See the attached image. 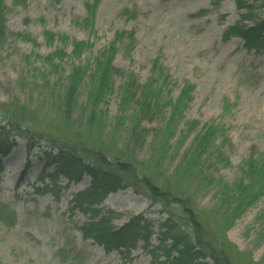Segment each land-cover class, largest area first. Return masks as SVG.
Returning <instances> with one entry per match:
<instances>
[{
  "label": "rangeland",
  "instance_id": "1",
  "mask_svg": "<svg viewBox=\"0 0 264 264\" xmlns=\"http://www.w3.org/2000/svg\"><path fill=\"white\" fill-rule=\"evenodd\" d=\"M0 1L7 8L0 31V116L24 114L59 147L111 173L121 171L124 181L92 213L73 210L91 178L70 182L55 166L46 168L43 148L29 152V140L0 123L10 144L0 174V264L173 263L178 254L168 253L171 242L163 237L165 211L190 234L200 219L222 262L226 255L227 264H264V196L238 219L236 212L245 202L237 184L248 185L243 172L264 153V48L248 50L237 37L225 40L244 13L236 0H99L94 20L88 4L95 0ZM255 9L253 15L264 19V9ZM124 33L134 34L135 43L129 50L128 40L118 42L112 63L118 73L96 118L87 77L68 118L60 104L73 69L89 73L95 58ZM157 60L168 82L158 100L163 108L158 116L139 114L150 96L147 85L159 80ZM131 81L133 98L123 108ZM186 85L193 87L192 101L175 113ZM42 133L33 143L52 147ZM205 133L210 145L196 152ZM72 143L81 145V153ZM259 169L251 171L259 175ZM92 215L114 230L142 220L143 238L131 250L107 253L85 236Z\"/></svg>",
  "mask_w": 264,
  "mask_h": 264
},
{
  "label": "trees",
  "instance_id": "2",
  "mask_svg": "<svg viewBox=\"0 0 264 264\" xmlns=\"http://www.w3.org/2000/svg\"><path fill=\"white\" fill-rule=\"evenodd\" d=\"M98 3L99 0H95V3L93 5L88 4V11L91 20L94 18ZM236 5L240 11H244L242 20L240 23L230 27L226 31L225 40L228 41L233 37H237L244 41V46L248 50L254 49L256 51H259L263 49L264 19H259L253 14L257 11L255 7L264 9V0H236ZM6 12L7 8L3 5L2 1H0L1 35L4 34V30L6 29ZM47 37L49 38L50 42H52L55 36L52 33H48ZM125 39L129 42L127 44L130 50V44L134 45L135 43L134 34H120L117 36L116 42L113 43L109 49L105 50L95 58V65L92 69H90L89 73L88 71H85L81 68L73 69V72L69 77L70 84L69 86H67L66 90L63 89L64 92L62 91L60 104V110L62 112L64 111L65 115L68 116V118L71 115L70 113H72L73 111L72 109L77 106V91L79 89V85L84 82L86 77L89 79L91 84L88 96L90 99V104L92 105V117H95V115H97L96 112H98V106L103 103L105 101V98L111 93V90L113 88L112 78L116 73H118V70H116L112 65L115 55L118 51L117 44L118 42H122ZM83 45V43L75 44L76 56H80ZM47 61L53 63V58H50ZM154 69V75L159 80L156 81L155 79H151V81L147 85V88H150V90H148V95L150 96L144 99L147 104L142 105L139 114L154 115L155 113H157L158 116L160 114L158 110H161L163 108V106L159 102L162 101L161 90L164 93L163 87H166L168 82L164 77L158 60L154 62ZM161 79L164 86L161 83L159 84V81ZM134 90L135 82L131 81V87L129 89H126L122 99L123 108H129L133 98L132 91ZM192 92V86L186 85L184 87L177 101H175L177 105V112L175 113H178L180 110L184 111V109L187 108V104L192 101ZM157 97L160 98L158 99ZM174 111L175 110L172 107V113H174ZM0 117L2 118H0V123L3 124L5 122L4 127L9 128V132H13L18 136L23 134L25 138L29 140V152H33L36 148L44 149L42 152L46 156V168L55 166L57 172H60L62 176H64L70 182L79 183L80 181H82L85 175L91 178L90 188L75 196V206L73 210L79 209L85 214L92 213V208L94 205L100 203L109 194L118 191V189L124 182L121 178V171L115 174L111 173L109 170L107 171V169L102 166L103 164L100 166L95 165L93 164V162L87 161L85 158L80 157L73 151H69L65 148L59 147L61 143L55 141V138L54 140L53 137L49 136L46 133L40 132L42 133V136H45L47 142L52 147H44L42 145H39L40 142L34 144L33 140L40 133L36 129L30 127V124L28 123V120L24 116V114L12 115L5 112V114L1 115ZM0 128L3 129L1 125ZM212 130L216 131V133H218L219 131V129L216 128ZM6 131H2L0 133V174L3 172L2 157H4L10 150V144L8 138H6ZM207 131L208 129L205 132ZM197 139L196 152L199 151L202 147L205 149L206 146L208 147L210 145L209 136H207V133H205L204 135H199ZM80 147V144H70V148H73L74 150L81 153V150H79ZM200 153L197 158L201 157ZM259 159V162L253 163L254 165L248 166V168L243 172L244 177L248 180L250 179L248 185L245 184V181H241L237 184V197L245 201L243 207L236 211L238 213L237 219L238 217H241V214L246 208L255 204L261 197L264 196V186H262L263 181H261L260 179L261 176H264V153ZM253 168L260 170L259 175H256L251 171V169ZM165 212L167 214V218L162 224L163 237L167 241L171 242V250H168V253L170 254V252L172 251L173 253L176 252L178 254L176 258H173V263L169 262V264H227V261L229 262V259L226 255V263H224V261L222 262L223 254H217L215 247L211 245L210 239H208L205 235V229L202 228V223L199 222L200 219L197 221L199 223L198 225H196L193 221V224L196 225L195 231L194 233L190 234L185 230L184 227L179 225V223L175 220L173 214L169 213L168 211ZM93 217L92 220L87 224V227L84 229L85 236L92 238L95 243L103 246L107 253H111L113 251H118L121 249L131 250V248H133L135 243L139 240V237H142L140 233L142 231H145L142 225H140L142 220H139V222H137L136 224H127L122 228L114 230L110 227L109 222H107L106 220H98L97 216ZM220 249L222 250L223 248L220 247ZM208 259L210 262L207 261Z\"/></svg>",
  "mask_w": 264,
  "mask_h": 264
}]
</instances>
